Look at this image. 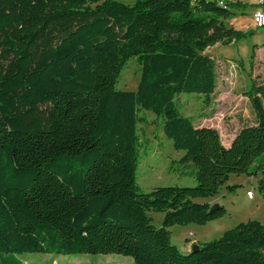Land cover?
<instances>
[{
	"label": "trees",
	"instance_id": "obj_1",
	"mask_svg": "<svg viewBox=\"0 0 264 264\" xmlns=\"http://www.w3.org/2000/svg\"><path fill=\"white\" fill-rule=\"evenodd\" d=\"M247 6L0 0V264H23L20 255L36 252L121 254L134 264H264L259 220L199 243L197 252L183 253L170 231L224 217V206L212 210L199 199L216 197L233 174L259 177L264 193V87L246 92L256 123L229 145L215 127L196 126L177 100L197 93L209 101L218 78L205 52L247 36L227 23L233 8ZM132 58L137 89H117ZM141 111L162 120L173 147L185 151L176 163L196 168V185L140 191ZM150 212L164 213L160 227Z\"/></svg>",
	"mask_w": 264,
	"mask_h": 264
},
{
	"label": "rangeland",
	"instance_id": "obj_2",
	"mask_svg": "<svg viewBox=\"0 0 264 264\" xmlns=\"http://www.w3.org/2000/svg\"><path fill=\"white\" fill-rule=\"evenodd\" d=\"M133 4L136 0H119ZM242 1L246 8H233V15L227 20L230 27L248 32L238 42L216 44L205 54L216 61L217 87L206 101L204 95L183 93L177 100L185 115L192 118L196 126L215 127L225 145H229L235 134L244 126L256 123L251 101L246 92L251 84L264 87V27H257L252 20L253 4L259 0ZM101 72V69L98 72ZM112 69L109 68V76ZM140 79L139 66L135 59L128 61L116 84L120 90H136ZM146 118L139 126V165L137 182L141 192H150L161 186L196 185V168L176 163L184 150H176L173 141L163 131L162 120L151 111H141ZM258 178L247 175H231L227 184L216 197L199 199L212 206H224L227 214L205 225H175L170 228L171 241L183 253L191 251L192 243L204 244L220 238L224 232L248 220L264 223V193L258 190ZM236 185V191L228 187ZM253 192V197L248 192ZM157 227L162 225L164 213L150 212ZM23 264H134L131 256L121 254H57L27 253L19 256Z\"/></svg>",
	"mask_w": 264,
	"mask_h": 264
},
{
	"label": "built area",
	"instance_id": "obj_3",
	"mask_svg": "<svg viewBox=\"0 0 264 264\" xmlns=\"http://www.w3.org/2000/svg\"><path fill=\"white\" fill-rule=\"evenodd\" d=\"M220 4H224L220 2ZM252 20L257 27H264V9H257L253 12ZM248 195L253 196V192L249 191Z\"/></svg>",
	"mask_w": 264,
	"mask_h": 264
},
{
	"label": "water",
	"instance_id": "obj_4",
	"mask_svg": "<svg viewBox=\"0 0 264 264\" xmlns=\"http://www.w3.org/2000/svg\"><path fill=\"white\" fill-rule=\"evenodd\" d=\"M219 206H220V205H218V204H214V205L212 206V210L218 208ZM199 248H200L199 243H197V242H193V243H192V247H191V251H190V252H197V251L199 250Z\"/></svg>",
	"mask_w": 264,
	"mask_h": 264
},
{
	"label": "crops",
	"instance_id": "obj_5",
	"mask_svg": "<svg viewBox=\"0 0 264 264\" xmlns=\"http://www.w3.org/2000/svg\"><path fill=\"white\" fill-rule=\"evenodd\" d=\"M260 2H263L264 3V0H259L257 3H260Z\"/></svg>",
	"mask_w": 264,
	"mask_h": 264
},
{
	"label": "bare ground",
	"instance_id": "obj_6",
	"mask_svg": "<svg viewBox=\"0 0 264 264\" xmlns=\"http://www.w3.org/2000/svg\"><path fill=\"white\" fill-rule=\"evenodd\" d=\"M248 196H250V195H248ZM251 197V196H250ZM253 197V196H252Z\"/></svg>",
	"mask_w": 264,
	"mask_h": 264
}]
</instances>
